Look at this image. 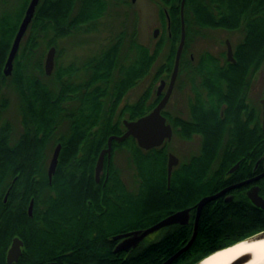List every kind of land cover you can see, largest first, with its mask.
Here are the masks:
<instances>
[{
	"label": "trees",
	"instance_id": "1",
	"mask_svg": "<svg viewBox=\"0 0 264 264\" xmlns=\"http://www.w3.org/2000/svg\"><path fill=\"white\" fill-rule=\"evenodd\" d=\"M29 1L0 0L5 5L0 12V91L7 81L14 87L22 126L12 139V123L3 118L9 98L0 93V264H6L13 237L25 243L23 258L45 261L42 264H162L191 238L192 219L160 229L158 238H146L129 252H114L111 237L149 227L182 208L193 209L201 197L222 187L223 173L246 153L248 133L240 114L251 79L264 63V0H185L186 38L179 72L184 71L191 88L193 117L185 122L164 115L179 137L199 132L203 141L198 152L172 168L169 187L168 143L144 150L131 136L114 140L101 181H96L94 170L107 138L124 133L123 118L143 116L160 100L153 86L173 69L182 1L157 0L172 35L166 36V59L155 70L163 40L151 51L132 31L126 46L119 32L78 67L55 64L46 75V49L56 50L58 38L98 31L110 0H39L7 76L5 61ZM215 28L241 32L232 47L234 62L209 51L194 61L187 54L190 43L204 36V29ZM147 76L150 81L136 100L123 103L127 92ZM237 137L242 147L234 150ZM57 143L61 150L49 182L47 166ZM116 150L129 153L136 191L129 189L114 164ZM200 213L193 242L172 264H194L230 241L264 230V212L246 198L212 199Z\"/></svg>",
	"mask_w": 264,
	"mask_h": 264
},
{
	"label": "rangeland",
	"instance_id": "2",
	"mask_svg": "<svg viewBox=\"0 0 264 264\" xmlns=\"http://www.w3.org/2000/svg\"><path fill=\"white\" fill-rule=\"evenodd\" d=\"M5 5L0 2V12ZM161 3L157 0H110L109 9L104 18L101 19V25L98 31L71 34L66 37L58 38L55 64L60 66H68L72 64L74 67H78L80 63L89 55L97 53L99 49L114 39L119 32L124 34V44L126 46L127 41L130 38L132 31L136 32L140 43L148 46L152 51L156 47V43L163 40L162 48L158 53V57L153 63L152 70L158 68L166 59V54L169 50V42L166 39L167 36V24H163L161 14L159 13ZM158 28V35L154 36L153 31ZM205 34L201 37H196L190 44L187 54L192 56L195 61L201 52L209 51L214 55H222L226 57V42L228 39L231 45L237 44L242 34L240 31L230 32L222 29H204ZM60 50V51H59ZM47 52V49H46ZM44 55L43 61L45 59ZM170 74V73H169ZM178 79L181 82L185 81V73L178 72ZM165 75V73H164ZM169 76V75H168ZM162 79V78H161ZM168 80L169 77H164ZM150 77L147 76L138 85L133 87L124 96L123 103H132L136 100L137 96L143 91L144 87L149 83ZM176 82L175 91L171 94L170 100L165 106V110L170 111L173 114L185 111V101L187 99V93H191V88L187 84L183 88L181 82ZM186 82V81H185ZM264 70L259 69L258 73L252 78V87L250 90L251 101L256 103L261 98L262 89L264 86ZM160 83L158 79L153 88V93L156 91V87ZM181 86V87H180ZM0 93L7 95L9 98V106L3 113V118H7L13 126L12 139H16L18 134L22 130L20 124V115L18 112V94L15 92L14 87L8 81L5 86L1 88ZM122 103V104H123ZM197 140L185 142L178 137L168 143V151H171L180 160H185L189 157V154L197 152ZM128 152L126 150H116L114 155V164L119 168L123 181L129 187V189L137 190V179L135 177V171L132 163L128 161ZM161 230L156 231L148 238L147 241L152 238H158ZM144 241V240H143ZM141 241L140 243H143ZM146 243V241H144Z\"/></svg>",
	"mask_w": 264,
	"mask_h": 264
},
{
	"label": "water",
	"instance_id": "3",
	"mask_svg": "<svg viewBox=\"0 0 264 264\" xmlns=\"http://www.w3.org/2000/svg\"><path fill=\"white\" fill-rule=\"evenodd\" d=\"M134 1V0H132ZM180 5V23H181V30H180V38L178 41V46L175 51V58L173 63V69L170 74V80L168 82V89L166 90L165 94L161 97V99L155 104V106L152 108L151 111L145 113L143 116H140L138 118H135L134 120H128L126 118L123 119V124L125 126L124 133L123 134H113L110 135L107 138V146L104 147L100 152L99 156L97 158V161L95 163V170H94V176L96 181H99L100 179V173L104 168V161L105 156L107 157V160L111 157V150H112V142L115 140L117 142L123 141L125 138L131 136L134 138V140L137 142L138 146L144 150L150 149L153 147L161 146L165 142L169 141V139L172 136L173 130L171 129L170 123L167 121L165 116L163 115V110L166 105V103L169 100V96L173 90V85L175 83V80L177 78V73L179 71V61L181 58L182 50L184 49V43L186 38L185 33V23H184V4L185 0H181ZM39 0H30L28 5L25 8L22 20L17 28V32L13 37V43L11 45V48L9 50V54L7 56V59L5 61L3 73L5 75H11L13 64H14V58L16 54L18 53V49L21 43L22 38L24 37V34L27 32V28L29 24L32 21L34 12L36 10V5L38 4ZM159 29L155 28L153 35L157 36ZM226 53H227V59L229 61L234 62L233 58V52H232V45L231 42H229L228 39H226ZM46 52V56L44 59V72L46 75H50L53 71V68L55 66V55L56 50L54 46H50ZM263 70H264V63H263ZM165 80H160V83L157 86L156 93L159 95L161 91L164 89ZM264 93V89H263ZM261 104H262V115H263V124L264 125V94L261 98ZM61 150L60 143H57L55 145V148L51 154V159L48 163V170H47V177L49 178V182L52 180V174L56 170V165L58 163L59 159V152ZM179 164V158L172 152L168 153L167 157V183L169 187V180L171 176V170L174 166ZM233 168V167H232ZM232 170V169H231ZM225 191L222 189L221 191L217 193H213L212 195H206L201 197V199L197 202L195 205V216L193 220V230H192V236L191 238L182 245V248L177 250L170 256L168 259L164 260L162 264H172L174 260L179 258L178 256L183 253V251H186L191 243L193 242V239L195 238L196 230L198 227V220L200 217V212L202 210V207L208 203L209 201H212V199L218 198L223 195ZM9 191L6 193L4 200H6V197L8 195ZM248 197L252 202L264 209V200L261 198V196L258 194V189H249L247 192ZM225 200H231V197H226ZM34 200L31 198V201L28 205L27 211L30 215H32V207H33ZM191 208H182L181 210H177L174 212H171L168 216L161 218L160 221L151 224L149 227L146 228H139L134 230H129L127 232H121L116 235H113L111 238L115 241H118V243L114 247V252L119 251H126L129 252V250L135 249L142 240H144L148 235H150L153 232H156L160 230V228H164L167 226H171V224H186L189 222L191 217ZM251 240H257V239H264V230L256 232V234H253L251 236L246 237ZM245 238V239H246ZM243 240V239H242ZM11 246L7 250V262H13V260H17L21 253V240L18 237H14L11 242ZM233 244V243H232ZM229 246V245H227ZM215 252V251H214ZM213 253V252H212ZM209 253L208 255H210ZM208 255H205L204 258H206ZM248 258L250 259L249 254H247ZM194 262V264H198L202 260ZM248 259V260H249ZM247 262V261H245ZM229 264H236V259L229 262Z\"/></svg>",
	"mask_w": 264,
	"mask_h": 264
},
{
	"label": "flooded vegetation",
	"instance_id": "4",
	"mask_svg": "<svg viewBox=\"0 0 264 264\" xmlns=\"http://www.w3.org/2000/svg\"><path fill=\"white\" fill-rule=\"evenodd\" d=\"M166 29H167V34L169 36H171L172 34L170 32V24H167ZM180 29H181V27H180ZM226 59H227V53H226ZM258 71L256 73H258ZM178 75L179 74H177V78H176L175 83L173 85L174 88H173L171 94L175 91L176 82L180 81V79H178V77H179ZM254 76H255V74L253 75V77ZM169 79H170V74H169ZM169 79L168 80L165 79L164 89L161 91V93L159 95L157 94V96H159L160 99L165 94L166 90L168 89L167 86H168ZM185 81H184L185 85H187L188 79L185 78ZM251 81H252V79H251ZM185 85H182L183 88L185 87ZM177 86H178V84L176 85V87ZM251 87H252V83L250 84L249 89L247 91L248 96H247V100L245 101V104H244V105H246V107L240 114L243 117L242 123H244V125L246 126V130L248 133V142L246 144V147H247L246 153H243L240 157L238 156V159L235 162H233L232 165L226 169V171L223 173V176H222L224 183L222 184V187L219 188L215 193H217L223 189L225 192L220 197H223L224 200L226 197H231V200H229V201H233V199H235V198H239V199L246 198V200L249 201L254 207L256 206V208H258L260 211L264 212V209L262 207L256 205V204H254L252 202V200H250V198L247 195V192L249 191V189L256 188V189H258V194L264 200V125H262L263 124V115H262V104L260 102L261 98L263 97V94H264L263 93L264 86L262 89L261 98L258 99L256 101V103L252 102L251 98H250L251 95L249 93H250ZM191 93L190 94L187 93V95H186L187 99L185 101V103H186L185 111L183 110V111H180V113L173 114L170 111L165 110V107H164L163 115H164V113L167 112L169 116H175V117L178 116V117L182 118L185 122H189L193 117L192 113H191V107H190V104L188 102L189 96H192ZM171 94H170V96H171ZM170 96H169V100H170ZM167 103H166V105H167ZM252 106L255 109L254 111L251 110ZM165 118L167 119V115L165 116ZM167 121L170 123L171 129L173 130L172 136L169 139V141H167V143L171 142L173 139H175L177 137L179 139L185 141V142L197 140L196 150H197V152L199 151V147L201 146L202 141H203L202 135L199 132L198 133H196V132L192 133L188 139L181 138L176 134V132H175L176 129L173 128L172 123L168 119H167ZM253 131L256 133L257 139L255 138V136H253V134H252ZM240 147H242V146H241V143L238 142V137H237L235 139L234 143L231 145V148L234 150H239ZM261 150H263V151L261 152ZM169 152H171V151H169ZM108 169H109V160H106V163L104 162V168L100 173L99 181L102 180L103 175L107 174ZM215 199H217V198H215ZM197 202H196V204H197ZM191 209H192V207H191ZM194 209H195V206L193 207V209L190 212V214H191L190 219H192V223H193L194 216H195V214H194L195 210ZM28 215L32 216L29 213H28ZM20 240L22 243L20 256L18 257L17 260H13V262H7V260H6V264H42V263H45V261L37 259V258H34V259L23 258L24 257L23 251H24L25 243L23 242L22 239H20ZM112 240H114V239H112ZM118 241H119V239L114 243L113 249H114L115 245L118 243ZM11 244H10V246H11ZM9 247H8V249H9ZM6 253H7V251H6ZM6 257H7V255H6Z\"/></svg>",
	"mask_w": 264,
	"mask_h": 264
},
{
	"label": "bare ground",
	"instance_id": "5",
	"mask_svg": "<svg viewBox=\"0 0 264 264\" xmlns=\"http://www.w3.org/2000/svg\"><path fill=\"white\" fill-rule=\"evenodd\" d=\"M261 240L264 239L251 240L246 238L236 241L232 245L215 250L198 264H229L240 253L250 256L245 264H251L253 260L257 261V264H264V244L259 243Z\"/></svg>",
	"mask_w": 264,
	"mask_h": 264
},
{
	"label": "snow or ice",
	"instance_id": "6",
	"mask_svg": "<svg viewBox=\"0 0 264 264\" xmlns=\"http://www.w3.org/2000/svg\"><path fill=\"white\" fill-rule=\"evenodd\" d=\"M262 224H264V221H261ZM241 235H243V233H241ZM260 242H264V240H261ZM230 243H235V241H230ZM249 258L247 255H244L243 253H240L237 257H236V264H245V261H247Z\"/></svg>",
	"mask_w": 264,
	"mask_h": 264
},
{
	"label": "clouds",
	"instance_id": "7",
	"mask_svg": "<svg viewBox=\"0 0 264 264\" xmlns=\"http://www.w3.org/2000/svg\"><path fill=\"white\" fill-rule=\"evenodd\" d=\"M260 244H264V242H259ZM251 264H257V261L253 260Z\"/></svg>",
	"mask_w": 264,
	"mask_h": 264
}]
</instances>
